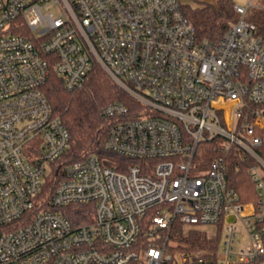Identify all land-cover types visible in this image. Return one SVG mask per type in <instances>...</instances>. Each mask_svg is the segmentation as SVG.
Instances as JSON below:
<instances>
[{
  "label": "built area",
  "instance_id": "2783aa9c",
  "mask_svg": "<svg viewBox=\"0 0 264 264\" xmlns=\"http://www.w3.org/2000/svg\"><path fill=\"white\" fill-rule=\"evenodd\" d=\"M251 7L235 5L214 43L180 0H0V264H264V43ZM94 69L132 99L102 111L104 149L125 160L57 164L70 133L41 88L50 73L81 88ZM233 169L255 199L230 186ZM88 204V224L61 211ZM176 224L216 226L221 245L182 250Z\"/></svg>",
  "mask_w": 264,
  "mask_h": 264
},
{
  "label": "trees",
  "instance_id": "16d2710c",
  "mask_svg": "<svg viewBox=\"0 0 264 264\" xmlns=\"http://www.w3.org/2000/svg\"><path fill=\"white\" fill-rule=\"evenodd\" d=\"M234 6L231 0H218L216 4L203 2L196 7L182 4V9L184 15L195 27L198 40L215 43L223 38L230 24L237 21L238 16ZM246 18L256 25L257 36L264 43V9L248 11ZM41 90L52 107L53 115L62 120L70 133V148L56 162L57 164L69 165L84 161L90 155L117 161L125 160L104 149L111 121L102 114V111L111 103L121 102L130 105L133 102L102 70H92L84 85L72 91L64 87L63 81L56 74L50 73ZM60 180V174L54 173L47 182L46 190L53 192L51 189ZM229 184L239 193L243 202L255 199V185L247 172L231 170ZM93 208H95L94 204L69 205L61 211L76 226H79L93 222L95 215ZM149 215L144 218L146 223L143 224L142 240L149 224ZM187 233L180 231L176 234L175 228L173 229V236L179 237L182 250L191 251L200 248L215 250L221 245V237L217 240L215 238L209 240L206 234H200L194 229Z\"/></svg>",
  "mask_w": 264,
  "mask_h": 264
},
{
  "label": "rangeland",
  "instance_id": "374dc122",
  "mask_svg": "<svg viewBox=\"0 0 264 264\" xmlns=\"http://www.w3.org/2000/svg\"><path fill=\"white\" fill-rule=\"evenodd\" d=\"M180 1L181 4L183 5H191L193 7H196L202 5L203 2L216 4L218 0H180ZM231 1L237 6H247L250 0H231ZM261 8H264V0H252V7L249 9V11H252L253 9H261ZM192 229L196 230V232L200 234H206L209 240H212L218 236L217 227L213 225L193 227L188 224H185L183 226L179 224L175 227L176 234L180 231L187 233Z\"/></svg>",
  "mask_w": 264,
  "mask_h": 264
}]
</instances>
